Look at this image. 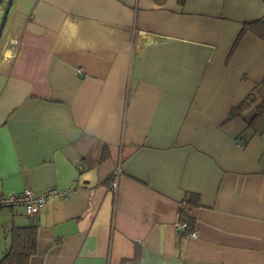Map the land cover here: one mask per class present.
Masks as SVG:
<instances>
[{
	"label": "crops",
	"instance_id": "1",
	"mask_svg": "<svg viewBox=\"0 0 264 264\" xmlns=\"http://www.w3.org/2000/svg\"><path fill=\"white\" fill-rule=\"evenodd\" d=\"M253 21L264 0H11L0 194L66 195L0 209V255L32 224L27 264H264V107L230 115L264 102V41L234 44Z\"/></svg>",
	"mask_w": 264,
	"mask_h": 264
},
{
	"label": "trees",
	"instance_id": "2",
	"mask_svg": "<svg viewBox=\"0 0 264 264\" xmlns=\"http://www.w3.org/2000/svg\"><path fill=\"white\" fill-rule=\"evenodd\" d=\"M245 30H250L264 41V22L253 21L244 22L242 24L234 44L237 43L238 36ZM256 100V90L253 89L232 111H230V115L233 113L240 114L242 111L252 106L254 112L249 120L253 121L260 115L264 107V102L262 100ZM195 195L196 194L186 193L178 210L177 222L184 224L182 227L183 233H187L193 229L194 217L191 214V206L195 204ZM35 244L36 227L34 225L16 226L11 232L10 243L7 249L0 255V264H27L29 258L35 252ZM137 252L138 247H136V256Z\"/></svg>",
	"mask_w": 264,
	"mask_h": 264
},
{
	"label": "built area",
	"instance_id": "3",
	"mask_svg": "<svg viewBox=\"0 0 264 264\" xmlns=\"http://www.w3.org/2000/svg\"><path fill=\"white\" fill-rule=\"evenodd\" d=\"M12 43L16 41L14 39L11 40ZM118 169L114 170V175L112 179V184L115 186L116 176ZM56 195L59 198H64L66 195L65 190H56L53 187H47L43 191L38 194H35L29 188H23L21 191L10 193V194H0V209L2 208H10L16 205L23 206L24 210L27 214H34L37 210L43 206L46 200L50 197ZM175 225L176 228L180 229L184 226L179 222ZM190 236L194 237L196 235L195 231L189 232Z\"/></svg>",
	"mask_w": 264,
	"mask_h": 264
},
{
	"label": "water",
	"instance_id": "4",
	"mask_svg": "<svg viewBox=\"0 0 264 264\" xmlns=\"http://www.w3.org/2000/svg\"><path fill=\"white\" fill-rule=\"evenodd\" d=\"M10 2H11V0H0V6H1V8H3L2 13L0 15V39L2 36V33H1L2 32V26H3V23L5 21Z\"/></svg>",
	"mask_w": 264,
	"mask_h": 264
},
{
	"label": "flooded vegetation",
	"instance_id": "5",
	"mask_svg": "<svg viewBox=\"0 0 264 264\" xmlns=\"http://www.w3.org/2000/svg\"><path fill=\"white\" fill-rule=\"evenodd\" d=\"M116 168L118 169L117 174H118V172H119V169H120L119 165L114 166V168L112 169V177H111L110 182H109V185H108V188L111 190L112 193H115V191H116V186H117V176H116L115 186H113V184H112V182H111L112 179H113L114 170H115Z\"/></svg>",
	"mask_w": 264,
	"mask_h": 264
},
{
	"label": "rangeland",
	"instance_id": "6",
	"mask_svg": "<svg viewBox=\"0 0 264 264\" xmlns=\"http://www.w3.org/2000/svg\"><path fill=\"white\" fill-rule=\"evenodd\" d=\"M2 10H3V8H1V6H0V15H1V13H2ZM58 190V189H57ZM28 215H32V214H28ZM177 216H178V213H177ZM178 223H176L175 222V225H177ZM189 236H190V234H189Z\"/></svg>",
	"mask_w": 264,
	"mask_h": 264
}]
</instances>
